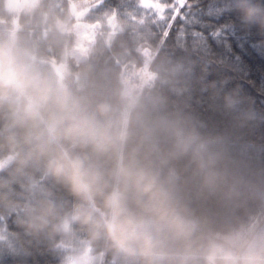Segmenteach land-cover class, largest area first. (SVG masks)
<instances>
[{"label":"clouds","instance_id":"obj_1","mask_svg":"<svg viewBox=\"0 0 264 264\" xmlns=\"http://www.w3.org/2000/svg\"><path fill=\"white\" fill-rule=\"evenodd\" d=\"M230 3L264 33L260 0ZM97 6L0 0V254L264 264V169H246L223 137L169 106L159 85L174 87L182 66L146 48L141 61L105 56L123 25L115 16L113 30ZM222 99L226 111L242 103L238 88ZM254 119L235 116L240 127Z\"/></svg>","mask_w":264,"mask_h":264},{"label":"trees","instance_id":"obj_2","mask_svg":"<svg viewBox=\"0 0 264 264\" xmlns=\"http://www.w3.org/2000/svg\"><path fill=\"white\" fill-rule=\"evenodd\" d=\"M162 3L169 7L165 18L159 19L143 10L139 0H101L93 14L115 15L123 25L111 37L105 56L111 60L112 53H125L141 61L146 48L155 54L154 63L182 66L174 87L159 85L169 106L191 113L203 122L205 132L223 137L231 156L246 169H264V33L256 25L245 26L230 0H185L183 6L177 0ZM213 83L219 95L209 87ZM237 88L242 103L235 111H226L223 95ZM247 109L255 119L240 127L235 116ZM0 264L25 262L0 254ZM26 264L57 262L50 254L35 253Z\"/></svg>","mask_w":264,"mask_h":264},{"label":"snow or ice","instance_id":"obj_3","mask_svg":"<svg viewBox=\"0 0 264 264\" xmlns=\"http://www.w3.org/2000/svg\"><path fill=\"white\" fill-rule=\"evenodd\" d=\"M85 2H88V0H85ZM101 2V0H95V3L98 5ZM140 5L146 9H153L155 11V14L159 19L165 18V10L169 7L168 5L161 3V0H139ZM185 3V0H177L178 6H183ZM179 7H176V12L178 13ZM78 15H82L83 13H77ZM108 23L112 27L113 30L116 29L117 25L115 23V15L108 17ZM166 34V33H165ZM144 54L147 56L149 54V51L147 49L144 50Z\"/></svg>","mask_w":264,"mask_h":264}]
</instances>
